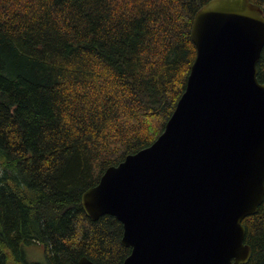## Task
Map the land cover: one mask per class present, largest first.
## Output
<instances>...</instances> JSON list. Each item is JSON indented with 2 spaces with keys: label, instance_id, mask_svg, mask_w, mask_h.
<instances>
[{
  "label": "trees",
  "instance_id": "16d2710c",
  "mask_svg": "<svg viewBox=\"0 0 264 264\" xmlns=\"http://www.w3.org/2000/svg\"><path fill=\"white\" fill-rule=\"evenodd\" d=\"M210 1L0 0V264H123L122 223L91 220L82 196L163 133ZM243 225L248 264H264V202Z\"/></svg>",
  "mask_w": 264,
  "mask_h": 264
},
{
  "label": "water",
  "instance_id": "95a60500",
  "mask_svg": "<svg viewBox=\"0 0 264 264\" xmlns=\"http://www.w3.org/2000/svg\"><path fill=\"white\" fill-rule=\"evenodd\" d=\"M191 38L196 58L163 133L82 196L91 220L122 223L123 264H248L253 254L243 221L264 202V12L211 0Z\"/></svg>",
  "mask_w": 264,
  "mask_h": 264
},
{
  "label": "rangeland",
  "instance_id": "374dc122",
  "mask_svg": "<svg viewBox=\"0 0 264 264\" xmlns=\"http://www.w3.org/2000/svg\"><path fill=\"white\" fill-rule=\"evenodd\" d=\"M26 259L32 263H45V255L43 248L38 245H30L23 247Z\"/></svg>",
  "mask_w": 264,
  "mask_h": 264
}]
</instances>
